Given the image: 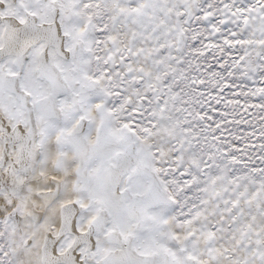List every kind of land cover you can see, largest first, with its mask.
I'll use <instances>...</instances> for the list:
<instances>
[{
    "label": "snow or ice",
    "instance_id": "6c2138e0",
    "mask_svg": "<svg viewBox=\"0 0 264 264\" xmlns=\"http://www.w3.org/2000/svg\"><path fill=\"white\" fill-rule=\"evenodd\" d=\"M0 264H264V0H0Z\"/></svg>",
    "mask_w": 264,
    "mask_h": 264
}]
</instances>
